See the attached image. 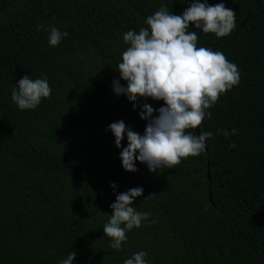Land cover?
<instances>
[{
    "label": "trees",
    "instance_id": "obj_1",
    "mask_svg": "<svg viewBox=\"0 0 264 264\" xmlns=\"http://www.w3.org/2000/svg\"><path fill=\"white\" fill-rule=\"evenodd\" d=\"M221 2L236 14L229 36L188 29L241 75L207 110V150L172 169L136 161L128 172L107 126L123 120L143 135L140 105L164 101L134 109L114 94L123 33L147 28L161 5L181 15L191 0H0V264H59L71 251L73 264H123L141 250L148 264H264V0H208ZM38 25L68 36L52 47ZM24 75L52 88L34 110L11 100ZM232 128L228 138L218 131ZM135 187L143 195L131 206L156 222L127 232L117 251L103 226L116 195Z\"/></svg>",
    "mask_w": 264,
    "mask_h": 264
},
{
    "label": "clouds",
    "instance_id": "obj_2",
    "mask_svg": "<svg viewBox=\"0 0 264 264\" xmlns=\"http://www.w3.org/2000/svg\"><path fill=\"white\" fill-rule=\"evenodd\" d=\"M145 23L148 27L140 28L138 33L133 30L123 33L128 47L121 54L120 75L119 79H113V92L126 96L133 102L134 109L141 98L162 100L164 105L158 109L148 103L140 105V118L147 121L143 135L123 120L107 126L115 137V146L122 149L119 156L123 169L128 172L138 171L136 161L146 164L150 172H157L178 166L181 158L204 153L207 140L213 136L212 132L202 130L205 117L211 118L207 110L218 102L221 94L238 86L241 79L238 66L229 62L223 52L197 47V33L188 31L192 24L206 35L229 36L236 28V14L225 3L211 5L208 0H191L181 15L161 5ZM41 29L49 33L48 43L52 47L59 46L68 36L67 31L62 32L56 26L38 25L37 30ZM121 79L126 81V86L120 83ZM51 93L46 76L31 79L24 75L12 89L11 100L20 110H34L42 99L50 98ZM154 112L157 114L153 115ZM197 127L201 129L200 135L186 131ZM218 131L228 138L239 130ZM125 134L126 147L122 146ZM229 147H235V143ZM110 186L114 190L117 187L115 183ZM142 195V187L116 195L110 205L113 211L103 226L104 235L111 238L110 248L119 251L128 239L126 233L149 221L151 213L131 206ZM147 255L141 250L123 264H148ZM75 258V251H71L59 264H73Z\"/></svg>",
    "mask_w": 264,
    "mask_h": 264
},
{
    "label": "water",
    "instance_id": "obj_3",
    "mask_svg": "<svg viewBox=\"0 0 264 264\" xmlns=\"http://www.w3.org/2000/svg\"><path fill=\"white\" fill-rule=\"evenodd\" d=\"M195 131H196V135H200V130L198 129V127H197V129H195ZM205 150H207V144H206V149ZM207 178H208V180L210 181V174H209V170H207ZM210 194V186H209V188H208V195ZM209 200H211L210 199V196H209Z\"/></svg>",
    "mask_w": 264,
    "mask_h": 264
}]
</instances>
